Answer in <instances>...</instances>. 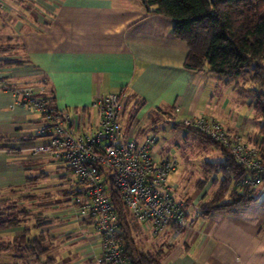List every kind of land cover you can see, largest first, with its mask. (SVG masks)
Listing matches in <instances>:
<instances>
[{
	"label": "crops",
	"instance_id": "obj_1",
	"mask_svg": "<svg viewBox=\"0 0 264 264\" xmlns=\"http://www.w3.org/2000/svg\"><path fill=\"white\" fill-rule=\"evenodd\" d=\"M32 3L33 15L17 17L10 30L8 21L0 28V38L5 40V44H0V76L12 87L46 85L54 97L52 106L70 112L77 127L95 124V112L89 104L96 97L120 90L127 93L122 126L125 137L141 140L146 136L143 126L155 111L167 113L174 127L182 126L174 123L187 117L204 115L219 119L229 131L240 133L241 128L247 127L243 115L251 110L252 93L248 91L242 100L249 109L241 120L231 108L239 104H225V88L239 94L246 89L236 87L235 81L225 83L207 67L199 71L186 68L187 44L173 35L172 19L147 8L143 0H32ZM11 52L16 56H4ZM15 59L23 62L3 63ZM219 84L223 85L217 94ZM12 97L11 91L0 88V135L7 138L6 144L17 148L0 149V174L14 171L11 174L18 173L17 179L26 181L33 177L26 176L24 166L7 168V158L22 148H28L34 155L33 146L48 140V134L34 130L41 120L39 112L20 105L9 107ZM138 115L145 118L142 126ZM256 132L240 134L251 140ZM136 133L139 135L135 136ZM42 154L52 168L34 175L40 178L47 175L56 182L52 183L54 186L61 187L53 192L59 208L52 211L55 214L50 218L67 220L58 225H50L49 221L45 228L66 225L74 217L78 222L84 221L70 208L74 179L67 165L50 152L36 155ZM172 182L177 196L179 184ZM207 187L196 186L187 197H179L190 200L189 224L176 249L168 250L172 255L164 254L163 263L264 264V234L255 235L256 225L264 222V210L250 203L236 212L203 218L196 207L205 197ZM75 238L79 240L77 250L100 247L97 232L88 239L83 233ZM65 242L69 244V238ZM61 263L69 264V260ZM88 264L100 263L95 259Z\"/></svg>",
	"mask_w": 264,
	"mask_h": 264
},
{
	"label": "built area",
	"instance_id": "obj_2",
	"mask_svg": "<svg viewBox=\"0 0 264 264\" xmlns=\"http://www.w3.org/2000/svg\"><path fill=\"white\" fill-rule=\"evenodd\" d=\"M4 6L5 2L0 0V10ZM0 88L13 93L10 108L20 105L40 113L41 120L34 130L48 134V140L33 146L32 154L50 152L67 165L76 189L70 208L79 219L95 227L100 237V264H131L117 237V213L106 189L105 168L111 170L113 188L126 207L151 234L169 230L174 239L182 235L189 224V202L175 195V187L168 179L176 161L153 155L154 135L141 140L124 136V90L96 97L89 104L95 112V124L77 127L70 112L52 106L46 85L12 87L0 76ZM182 121L218 141L244 167L246 175L237 185L264 187V154L254 143L227 130L211 116L187 117Z\"/></svg>",
	"mask_w": 264,
	"mask_h": 264
},
{
	"label": "trees",
	"instance_id": "obj_3",
	"mask_svg": "<svg viewBox=\"0 0 264 264\" xmlns=\"http://www.w3.org/2000/svg\"><path fill=\"white\" fill-rule=\"evenodd\" d=\"M143 2L152 11L172 19L173 35L187 44L188 51L184 62L186 68L199 71L207 67L225 83L235 81L236 87L239 80H245L248 75L250 85L242 88L253 95L249 106L253 119L259 124L257 132L248 141L254 143L264 154V121L261 119L264 118V0H143ZM21 62H23L21 59H15L3 63ZM47 93L50 95V103H53L51 90L47 89ZM124 114L125 103L123 116ZM174 124L185 126L182 120ZM185 127L205 142L212 144L220 153V157L202 162L204 177L198 179L196 186L202 189L211 178V186L214 189L207 198L198 201L197 213L207 218L215 213L236 212L242 206L253 203L258 188L263 186L237 185L236 182L246 175V171L234 160L229 150L201 131ZM6 141L7 138L0 135V149L7 151L17 149L6 144ZM105 170L106 189L117 213V237L121 240L123 251L130 263L167 264L162 260L164 244L158 249L145 248L141 236L143 231L152 236L164 234L169 236L170 231L165 230L153 235L146 225L136 220L118 191L113 188L111 170L109 168ZM75 190L74 187L72 193ZM2 200L4 199L1 198L0 201ZM22 212L19 211V214ZM35 219L38 227L43 224L39 221L40 218L35 216ZM20 222L14 213L0 210V232L20 227ZM26 229L27 227H24L21 233L15 234L9 245L16 248L20 256L33 255L38 264H60L56 257L49 253L41 231L28 237ZM174 242L163 241L170 244V247L174 246Z\"/></svg>",
	"mask_w": 264,
	"mask_h": 264
},
{
	"label": "rangeland",
	"instance_id": "obj_4",
	"mask_svg": "<svg viewBox=\"0 0 264 264\" xmlns=\"http://www.w3.org/2000/svg\"><path fill=\"white\" fill-rule=\"evenodd\" d=\"M3 1L5 2L6 7L4 8V12L0 14L1 29H3V22L5 21H8L7 30H10V27L14 25V21L17 17L23 16L24 14L33 15L34 13L35 9L32 0ZM3 39L2 37L0 38V44H5V40ZM4 56L14 57L16 54L15 52H11ZM239 82L240 87H247L250 85L248 75H246L245 80L240 79ZM222 85L223 84H219V89L216 91L217 94L220 93ZM247 93L248 91L243 94H239L238 91L232 93L230 88H225V104H228V102L239 104L238 107L231 106V108L237 113V115L239 113L241 120L243 118L247 119V127L245 129H240V133L244 136L247 135V133L257 131L259 128L258 122L253 119L252 110H250V112L248 111L246 114L244 113L246 109H249L248 105L242 103V100ZM242 114H245L243 115V118L241 116ZM138 117L140 118L139 125L142 126L145 118L143 120L140 115H138ZM261 119L264 121V118ZM145 122L146 124L143 126V132L145 135H154L156 138L151 146L153 155L155 157H169L176 161L175 169L170 172L168 179L170 182H178V197H187L196 189V182L198 179L204 177L202 162L206 159H216L220 157L219 150L213 148L212 144L205 142L201 137L188 130L185 126L174 127L167 113H159L155 111ZM138 135V133L135 134V136ZM42 156L45 155H31L28 148H22L17 154H9V157L7 158L6 163L7 166H9L7 168H10L11 165H18L20 167L24 166L27 171L26 176L30 175V178L33 177V179L26 181L17 179L18 173H16V176L11 174L14 173V171L0 174V199H4L0 201V210L14 213L21 221L20 227L0 232V263L38 264L37 259L33 255L28 254L20 256L17 249L9 245L12 237L15 234L21 233L24 227H27L28 229H26V236L28 237L41 231L43 242L48 246L49 253L53 254L60 264L66 260H69V264H88L90 260L94 262V260L98 259L100 255L99 245L77 250L76 245L79 240L75 238L81 233L86 235L87 239L96 236V229L92 223L86 220L78 222L74 217L71 218L69 220L70 223L66 225L45 228V226L49 224V221H51L50 225H58L59 222L65 223L67 220L59 218L55 219V217L50 218V215L53 216L55 214V212L52 211L59 208L57 206L58 202L55 200V197L57 198V196L53 192L61 187L54 186L56 182L54 183L53 179L47 175H44L41 178L34 175L38 172V175L43 174L40 172H48L49 168H52L51 165L45 163ZM52 183H54V185ZM206 185H208V190L204 198H207L214 189V187L211 186V178H209ZM50 193L51 195L49 196ZM253 204L258 205L264 210L263 188H258ZM19 211H23L22 214H19ZM35 216L40 218L39 221L43 223L42 225H39V227ZM263 234L264 222L258 223L256 225L255 235L262 236ZM68 235L69 237H67ZM183 235L184 234L182 233L179 238L174 239L171 235L168 236V234L152 236L143 231L141 239L143 247L145 248L158 249L164 244V254H167L168 250L176 249V246L178 245V242H181ZM67 238H69V244L65 242ZM167 240H169V242L175 241L174 246L170 247V244L163 243V241ZM167 255L169 257L172 254L169 252ZM89 256L90 258L88 259Z\"/></svg>",
	"mask_w": 264,
	"mask_h": 264
}]
</instances>
